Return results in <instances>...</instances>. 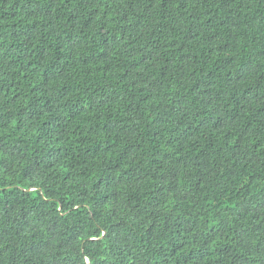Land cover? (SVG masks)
Returning a JSON list of instances; mask_svg holds the SVG:
<instances>
[{
  "label": "trees",
  "instance_id": "1",
  "mask_svg": "<svg viewBox=\"0 0 264 264\" xmlns=\"http://www.w3.org/2000/svg\"><path fill=\"white\" fill-rule=\"evenodd\" d=\"M0 264H264V0H0Z\"/></svg>",
  "mask_w": 264,
  "mask_h": 264
}]
</instances>
